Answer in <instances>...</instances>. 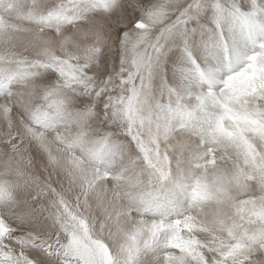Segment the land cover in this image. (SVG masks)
Returning a JSON list of instances; mask_svg holds the SVG:
<instances>
[{
    "label": "snow or ice",
    "instance_id": "1",
    "mask_svg": "<svg viewBox=\"0 0 264 264\" xmlns=\"http://www.w3.org/2000/svg\"><path fill=\"white\" fill-rule=\"evenodd\" d=\"M0 264H264V0H0Z\"/></svg>",
    "mask_w": 264,
    "mask_h": 264
}]
</instances>
